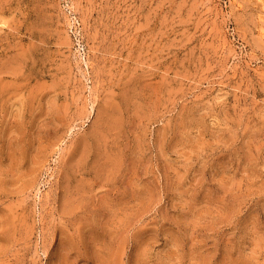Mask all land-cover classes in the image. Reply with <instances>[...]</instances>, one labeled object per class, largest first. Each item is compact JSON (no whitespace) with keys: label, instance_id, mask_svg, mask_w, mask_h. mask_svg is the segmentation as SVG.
Wrapping results in <instances>:
<instances>
[{"label":"rangeland","instance_id":"obj_1","mask_svg":"<svg viewBox=\"0 0 264 264\" xmlns=\"http://www.w3.org/2000/svg\"><path fill=\"white\" fill-rule=\"evenodd\" d=\"M0 264H264V0H0Z\"/></svg>","mask_w":264,"mask_h":264}]
</instances>
